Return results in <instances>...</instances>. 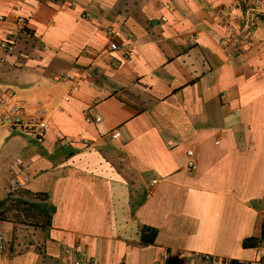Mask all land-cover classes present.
Wrapping results in <instances>:
<instances>
[{"label": "crops", "instance_id": "0c3cea01", "mask_svg": "<svg viewBox=\"0 0 264 264\" xmlns=\"http://www.w3.org/2000/svg\"><path fill=\"white\" fill-rule=\"evenodd\" d=\"M252 1L0 0V88L51 124L42 143L0 131V264H264Z\"/></svg>", "mask_w": 264, "mask_h": 264}, {"label": "built area", "instance_id": "2783aa9c", "mask_svg": "<svg viewBox=\"0 0 264 264\" xmlns=\"http://www.w3.org/2000/svg\"><path fill=\"white\" fill-rule=\"evenodd\" d=\"M53 1V0H46ZM264 0H253L251 5L245 10V24L242 26L245 31H250L253 29L257 15L260 13L262 4ZM110 50H120L124 53L126 57L133 55V51L127 49L125 45H118L115 42L109 43ZM14 93L8 89L0 88V131L4 130L7 132L12 131H21L26 132L34 137L37 143H42L46 133L51 129L48 109L44 106L39 107L34 112L30 113L26 107L19 101L13 98ZM88 111H86L87 113ZM89 113V112H88ZM90 118L94 122H99L101 117L98 113L90 115ZM55 137L62 141L63 136L60 131L56 130L54 132ZM119 134L117 129L111 131L110 136L115 138ZM65 144H69L71 140H65ZM82 142L85 144L89 143L87 138H82ZM19 164V162H16ZM190 167L194 166L193 161L188 162ZM30 180V177L26 174H23L20 171L14 172V178L9 183L6 191L8 194H13L17 190L21 189L27 182ZM2 237L0 236V248H2ZM75 249H78V246H75ZM83 257L86 260H91L87 256L86 252H82ZM182 256L181 252L171 254L167 252L164 256L158 259L155 264H168L172 261L180 259Z\"/></svg>", "mask_w": 264, "mask_h": 264}, {"label": "trees", "instance_id": "16d2710c", "mask_svg": "<svg viewBox=\"0 0 264 264\" xmlns=\"http://www.w3.org/2000/svg\"><path fill=\"white\" fill-rule=\"evenodd\" d=\"M141 238L142 242H150L152 241V235H151V230H147V228H142V233H141ZM256 245V239L254 238H248L243 241V246L244 247H250ZM229 264H240L235 261H230Z\"/></svg>", "mask_w": 264, "mask_h": 264}, {"label": "rangeland", "instance_id": "374dc122", "mask_svg": "<svg viewBox=\"0 0 264 264\" xmlns=\"http://www.w3.org/2000/svg\"><path fill=\"white\" fill-rule=\"evenodd\" d=\"M2 88V87H1ZM2 89H4V88H2ZM13 98L15 99V100H17L14 96H13ZM18 101V100H17Z\"/></svg>", "mask_w": 264, "mask_h": 264}]
</instances>
